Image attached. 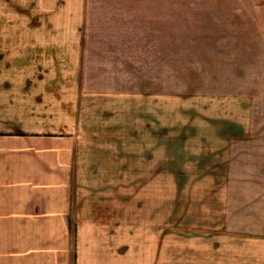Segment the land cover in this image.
<instances>
[{"label": "rangeland", "instance_id": "374dc122", "mask_svg": "<svg viewBox=\"0 0 264 264\" xmlns=\"http://www.w3.org/2000/svg\"><path fill=\"white\" fill-rule=\"evenodd\" d=\"M0 87L107 138L75 166L99 202L195 215L220 182L264 216V0H0Z\"/></svg>", "mask_w": 264, "mask_h": 264}, {"label": "crops", "instance_id": "0c3cea01", "mask_svg": "<svg viewBox=\"0 0 264 264\" xmlns=\"http://www.w3.org/2000/svg\"><path fill=\"white\" fill-rule=\"evenodd\" d=\"M24 92L0 87V264H264V216L225 199L217 179L195 215L132 217L131 202H99L79 178L107 138L61 130L47 97Z\"/></svg>", "mask_w": 264, "mask_h": 264}]
</instances>
